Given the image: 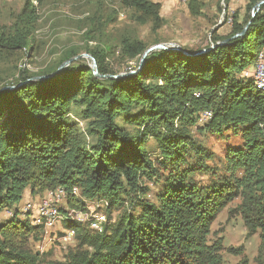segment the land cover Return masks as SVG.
I'll list each match as a JSON object with an SVG mask.
<instances>
[{"label": "trees", "instance_id": "16d2710c", "mask_svg": "<svg viewBox=\"0 0 264 264\" xmlns=\"http://www.w3.org/2000/svg\"><path fill=\"white\" fill-rule=\"evenodd\" d=\"M43 1L28 0L26 13L11 30L0 26V55L30 49L29 27L36 21L32 2ZM259 1L247 0V16L238 22L234 15L228 35L213 31L214 48L200 56L155 50L136 74L118 79L96 77L79 59L45 79L33 80L57 67L43 75L22 71L12 84L0 85V211L12 207L28 187L45 193L77 187L84 198L121 212L100 231L65 220L75 230L77 245L63 261L10 247L0 236V264H225L220 244H209L207 238L217 215L238 194L235 189L244 194L245 223L259 231L257 261L264 264V91L242 75L264 53V5L251 17ZM118 2L138 13L140 21L150 22L152 31L162 26L158 3ZM196 2L190 1V10ZM249 21L242 37L220 44ZM149 47L137 37H124L117 54L135 62L136 71ZM86 53L99 75H118L106 64L109 48ZM77 55L69 51L59 64ZM74 106L88 122L91 145L67 119ZM204 112L211 117L200 125ZM194 131L239 134L242 146L227 157L224 175L204 164L212 155ZM148 140L153 141L151 151ZM238 171L243 177L235 176ZM199 173L212 174L206 185L194 183ZM147 183L157 187L152 199ZM21 228L41 229L26 221ZM3 230L0 226V235Z\"/></svg>", "mask_w": 264, "mask_h": 264}, {"label": "rangeland", "instance_id": "374dc122", "mask_svg": "<svg viewBox=\"0 0 264 264\" xmlns=\"http://www.w3.org/2000/svg\"><path fill=\"white\" fill-rule=\"evenodd\" d=\"M28 0H0V26L12 29L13 25L26 13ZM152 1V0H151ZM162 1V0H161ZM175 1V0H174ZM176 0L169 9L160 5L159 15L163 19L162 26L152 31L151 23L140 21L139 14L134 10L123 8L118 0H44L41 5L32 2L35 7L36 21L29 27L30 49L17 53L0 55V85H10L17 80L22 71L29 74L43 75L54 67H58L60 59L69 51H76L79 55L88 54L87 49L109 48L106 64L118 74L131 72L136 67L132 61H124L117 54L119 44L124 37H137L146 44L175 45L182 48L200 49L211 46V33L216 36L228 35L233 25V17L238 14L247 16L245 0H229L225 7L226 14L232 22L218 24L222 7L221 0H197L190 10L189 3ZM244 9V10H243ZM243 10V11H241ZM79 60V59H78ZM83 64L90 68L87 58H80ZM264 62V59H263ZM251 70V69H250ZM248 71V70H247ZM40 77V76H38ZM67 119L76 125L80 137L85 143L92 144L93 136L88 132V122L80 117L79 108L74 106ZM83 125H80V123ZM206 120H200V125ZM125 127V126H124ZM127 128V127H125ZM194 136L202 147L212 155L211 160L204 164L216 175H224L225 168L233 149L242 146L239 134L223 132L218 136L197 133ZM148 149L153 150L152 140L146 143ZM154 159H157L153 153ZM238 171L236 177H243ZM212 174H195L193 181L199 186L206 185ZM150 190L148 198H153L157 187L151 183L145 184ZM235 194L214 220L207 238L209 244H220V255L225 264H237L245 260L247 264H258L257 256L261 241L259 231L252 232L253 223L246 224L243 219V199L241 190ZM38 191V192H36ZM32 191L26 188L24 195L13 202L12 207L0 211V226L3 227L1 239L10 247H20L38 254L48 261H63L65 255L76 245V239L66 236V225H57L50 230H36L21 228L24 221L30 224L25 217L23 208L26 201L37 203L45 193L39 190ZM63 216L70 215L81 226L89 227L91 217L103 215L105 221H114L121 213L119 210L107 209V204L88 200L82 195L67 196L58 204ZM125 209H129L128 205ZM31 225V224H30ZM102 223L101 226H103ZM251 232V233H250ZM66 236V237H65Z\"/></svg>", "mask_w": 264, "mask_h": 264}, {"label": "built area", "instance_id": "2783aa9c", "mask_svg": "<svg viewBox=\"0 0 264 264\" xmlns=\"http://www.w3.org/2000/svg\"><path fill=\"white\" fill-rule=\"evenodd\" d=\"M186 2L187 0H182ZM220 6L222 7V13L220 15V19L218 24H222L226 22L227 24L232 22V18L228 17L226 14V10L231 11L230 9H226L224 4V0L220 1ZM264 53L260 52L258 54V63L257 65L248 71H245L242 75L245 78L252 79L254 82V86L258 90L264 91ZM211 117L210 112H204L201 115L200 120H207ZM80 125H83L80 123ZM80 195L79 189L77 187H73L71 190H67L62 187H58L54 190L47 191L41 198V200L37 203H31L30 201H26L24 204L23 212L26 218L30 220V224L32 226L39 227L43 230H50L55 228L57 225H63L65 220H68L71 223L80 222V219H72L70 215L63 216L60 212L58 204L60 201L67 196L77 197ZM105 222V217L103 215H95L91 217L89 221V227L92 230H101L102 223ZM66 236L70 238H74L75 230L72 228H67L65 230ZM65 236V237H66Z\"/></svg>", "mask_w": 264, "mask_h": 264}, {"label": "water", "instance_id": "95a60500", "mask_svg": "<svg viewBox=\"0 0 264 264\" xmlns=\"http://www.w3.org/2000/svg\"><path fill=\"white\" fill-rule=\"evenodd\" d=\"M264 5V0L262 1H259L258 3H256L254 5V7L251 9V17H253L260 9V7ZM250 24V21L245 25V27L243 28V30L239 33V34H236L234 35L233 37L229 38V39H226L224 41H222L220 44H225L227 43L230 39H234V38H238V37H242L248 26ZM214 48L213 45H211L208 49H201V50H198V51H195V52H192V53H189L185 50H183L182 47H179V46H175V45H166V44H155L151 47H149L148 49H146L144 51V53L142 54L141 58H140V61H139V66L137 68L136 71H131V72H128V73H124V74H118L116 76H111V75H107V76H101L98 74L97 72V66H96V62L94 60V58L89 55V54H82V55H77L67 61H65L64 63H62L58 69L49 74V75H46V76H41V77H35L33 80H41V79H45V78H48L60 71H62L64 68H66L68 65H70L72 62L80 59V58H87L89 59L90 61V69L92 70L93 74L96 76V77H99V78H113V79H118V78H123V77H126V76H129V75H134L136 74V72L141 68V66L143 65L144 63V60L145 58L147 57L148 54H150L151 52L155 51V50H169V49H172V50H176V51H181L183 52V54H185L186 56H200L204 53H206L207 51H209L210 49ZM3 89H9V90H12L13 87H4Z\"/></svg>", "mask_w": 264, "mask_h": 264}, {"label": "crops", "instance_id": "0c3cea01", "mask_svg": "<svg viewBox=\"0 0 264 264\" xmlns=\"http://www.w3.org/2000/svg\"><path fill=\"white\" fill-rule=\"evenodd\" d=\"M175 1L174 0H162V1L161 0H152V2H154V3H157V2L162 3V7L167 6L169 9L175 4L174 3ZM245 2L247 4V0H245ZM243 10H241V11H243ZM242 18H243V16H240V14H238V20L237 21L238 22L241 21Z\"/></svg>", "mask_w": 264, "mask_h": 264}]
</instances>
